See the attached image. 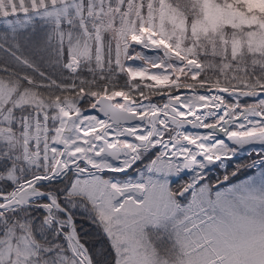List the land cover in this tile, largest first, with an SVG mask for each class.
Returning <instances> with one entry per match:
<instances>
[{
	"label": "snow or ice",
	"instance_id": "snow-or-ice-1",
	"mask_svg": "<svg viewBox=\"0 0 264 264\" xmlns=\"http://www.w3.org/2000/svg\"><path fill=\"white\" fill-rule=\"evenodd\" d=\"M0 54V264H264V0H0Z\"/></svg>",
	"mask_w": 264,
	"mask_h": 264
},
{
	"label": "trees",
	"instance_id": "trees-1",
	"mask_svg": "<svg viewBox=\"0 0 264 264\" xmlns=\"http://www.w3.org/2000/svg\"><path fill=\"white\" fill-rule=\"evenodd\" d=\"M247 160L249 159H236L233 161L239 162V161H247ZM77 222L81 226L79 230L82 232V234L89 235V238L91 239L94 236V226H92L89 222L82 219V217L79 215L77 216Z\"/></svg>",
	"mask_w": 264,
	"mask_h": 264
},
{
	"label": "rangeland",
	"instance_id": "rangeland-1",
	"mask_svg": "<svg viewBox=\"0 0 264 264\" xmlns=\"http://www.w3.org/2000/svg\"><path fill=\"white\" fill-rule=\"evenodd\" d=\"M231 163H235V162L234 161H231ZM222 171H223L222 169L217 168V170L213 173V177H215V175L222 174Z\"/></svg>",
	"mask_w": 264,
	"mask_h": 264
},
{
	"label": "flooded vegetation",
	"instance_id": "flooded-vegetation-1",
	"mask_svg": "<svg viewBox=\"0 0 264 264\" xmlns=\"http://www.w3.org/2000/svg\"><path fill=\"white\" fill-rule=\"evenodd\" d=\"M257 147H259V146H257Z\"/></svg>",
	"mask_w": 264,
	"mask_h": 264
}]
</instances>
